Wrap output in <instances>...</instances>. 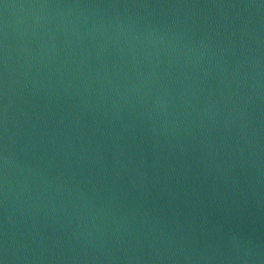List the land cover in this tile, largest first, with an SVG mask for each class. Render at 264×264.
I'll use <instances>...</instances> for the list:
<instances>
[{"label": "water", "instance_id": "1", "mask_svg": "<svg viewBox=\"0 0 264 264\" xmlns=\"http://www.w3.org/2000/svg\"><path fill=\"white\" fill-rule=\"evenodd\" d=\"M0 264H264V0H0Z\"/></svg>", "mask_w": 264, "mask_h": 264}]
</instances>
